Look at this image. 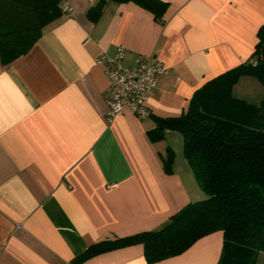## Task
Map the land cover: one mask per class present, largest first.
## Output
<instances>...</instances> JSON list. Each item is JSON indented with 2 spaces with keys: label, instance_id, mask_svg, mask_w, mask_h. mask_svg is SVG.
I'll return each instance as SVG.
<instances>
[{
  "label": "crops",
  "instance_id": "obj_1",
  "mask_svg": "<svg viewBox=\"0 0 264 264\" xmlns=\"http://www.w3.org/2000/svg\"><path fill=\"white\" fill-rule=\"evenodd\" d=\"M99 1L63 0V15L26 55L8 65L0 56V264H149L143 245L78 258L97 242L158 231L207 198L181 151L166 172L174 147L148 132L251 61L264 0H160L161 18L109 2L91 21ZM121 47L129 67L157 58L168 69L150 93L149 118H108L109 81L96 60ZM223 244L216 232L155 264H218Z\"/></svg>",
  "mask_w": 264,
  "mask_h": 264
},
{
  "label": "trees",
  "instance_id": "obj_2",
  "mask_svg": "<svg viewBox=\"0 0 264 264\" xmlns=\"http://www.w3.org/2000/svg\"><path fill=\"white\" fill-rule=\"evenodd\" d=\"M63 0H0V56L8 65L26 55L44 28L63 15ZM109 2L135 3L157 18L167 5L160 0H100L88 13L97 21ZM251 61L218 77L198 90L180 116L155 118L148 132L152 142L168 131L183 136L184 157L207 198L191 203L158 231L97 242L79 261L117 249L143 245L145 258L155 264L190 249L200 239L223 232L218 264H257L264 253V94L259 104L237 98L233 87L244 74L264 87V24ZM257 64H253V61ZM176 155L164 159L172 173Z\"/></svg>",
  "mask_w": 264,
  "mask_h": 264
},
{
  "label": "built area",
  "instance_id": "obj_3",
  "mask_svg": "<svg viewBox=\"0 0 264 264\" xmlns=\"http://www.w3.org/2000/svg\"><path fill=\"white\" fill-rule=\"evenodd\" d=\"M126 49L121 47L115 56L103 55L96 60L102 65L109 81V120L125 113L138 118L151 116L147 102L156 88L157 79L168 73L165 64L157 58H139L135 65L125 64ZM113 184L109 187H115Z\"/></svg>",
  "mask_w": 264,
  "mask_h": 264
},
{
  "label": "rangeland",
  "instance_id": "obj_4",
  "mask_svg": "<svg viewBox=\"0 0 264 264\" xmlns=\"http://www.w3.org/2000/svg\"><path fill=\"white\" fill-rule=\"evenodd\" d=\"M253 64L256 65L257 61L254 60ZM254 83L256 84V86H254ZM261 89L263 90L264 87L254 76L249 74H244L239 78L238 82L233 87V93L235 96L239 95L243 98L245 97L246 99L248 98V96H250L249 99L251 100L247 99V101H249L250 103L259 104L263 97L262 94L263 91H261ZM168 132H170L171 134L169 133V135H166L163 141H166L167 138V141H169L170 144H172V146L174 147L172 149L174 153H175L174 149H177L179 152L181 151L180 153L184 155L183 152L184 142L181 133L178 131H168ZM257 260H258L257 264H264V253L261 252L260 254H258Z\"/></svg>",
  "mask_w": 264,
  "mask_h": 264
}]
</instances>
